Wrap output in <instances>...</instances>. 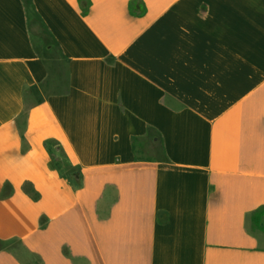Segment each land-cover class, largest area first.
<instances>
[{
    "label": "crops",
    "instance_id": "crops-1",
    "mask_svg": "<svg viewBox=\"0 0 264 264\" xmlns=\"http://www.w3.org/2000/svg\"><path fill=\"white\" fill-rule=\"evenodd\" d=\"M264 0H0V264H264Z\"/></svg>",
    "mask_w": 264,
    "mask_h": 264
},
{
    "label": "trees",
    "instance_id": "trees-1",
    "mask_svg": "<svg viewBox=\"0 0 264 264\" xmlns=\"http://www.w3.org/2000/svg\"><path fill=\"white\" fill-rule=\"evenodd\" d=\"M252 218H255V227H250V232L257 233L262 232L264 233V208L258 210Z\"/></svg>",
    "mask_w": 264,
    "mask_h": 264
},
{
    "label": "rangeland",
    "instance_id": "rangeland-1",
    "mask_svg": "<svg viewBox=\"0 0 264 264\" xmlns=\"http://www.w3.org/2000/svg\"><path fill=\"white\" fill-rule=\"evenodd\" d=\"M250 227H255V218H251ZM260 233V232H257Z\"/></svg>",
    "mask_w": 264,
    "mask_h": 264
}]
</instances>
